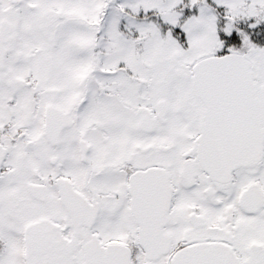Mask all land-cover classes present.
Here are the masks:
<instances>
[{
  "label": "snow or ice",
  "instance_id": "6c2138e0",
  "mask_svg": "<svg viewBox=\"0 0 264 264\" xmlns=\"http://www.w3.org/2000/svg\"><path fill=\"white\" fill-rule=\"evenodd\" d=\"M0 264H264V0H0Z\"/></svg>",
  "mask_w": 264,
  "mask_h": 264
}]
</instances>
